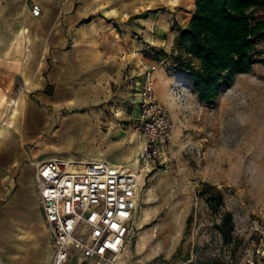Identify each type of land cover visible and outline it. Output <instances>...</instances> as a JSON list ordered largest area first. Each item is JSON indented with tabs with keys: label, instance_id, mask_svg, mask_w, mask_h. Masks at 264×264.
<instances>
[{
	"label": "crops",
	"instance_id": "crops-1",
	"mask_svg": "<svg viewBox=\"0 0 264 264\" xmlns=\"http://www.w3.org/2000/svg\"><path fill=\"white\" fill-rule=\"evenodd\" d=\"M108 1L0 0V264H52L38 165L105 161L137 173L125 163L139 157L143 142L117 126L105 106L115 95L128 101L123 120L134 128L144 69L157 66V94L180 80L165 63L196 1L115 0L134 5L120 19L115 8L104 9ZM143 3L160 6L143 15L136 9ZM163 94L168 99L170 89ZM69 264L87 263L73 257Z\"/></svg>",
	"mask_w": 264,
	"mask_h": 264
},
{
	"label": "rangeland",
	"instance_id": "rangeland-1",
	"mask_svg": "<svg viewBox=\"0 0 264 264\" xmlns=\"http://www.w3.org/2000/svg\"><path fill=\"white\" fill-rule=\"evenodd\" d=\"M131 6L115 0L103 5L115 8L119 19L121 12H126L125 17L132 12ZM155 6L160 5L143 3L136 9L149 15L159 9ZM254 15L264 18V9ZM255 44L258 62L252 70L237 75L209 103L199 100L191 81L173 66L172 56L166 61L168 74L180 79L162 91L166 94L170 89L168 99L158 92L173 126L171 152L157 167L143 165L137 157L125 163L140 176L139 204L135 229L118 264L246 261L253 247V226L261 217L258 207L264 204V37ZM175 51L182 50L176 47ZM154 56L159 59L161 54ZM127 103L115 95L105 107L119 122L117 126L130 133L134 128L123 120L125 108L130 107ZM68 133L66 137L73 140ZM136 137L141 145L143 139ZM202 182L221 190L225 206L233 213L234 228L227 239L216 226L219 216L197 194Z\"/></svg>",
	"mask_w": 264,
	"mask_h": 264
},
{
	"label": "built area",
	"instance_id": "built-area-1",
	"mask_svg": "<svg viewBox=\"0 0 264 264\" xmlns=\"http://www.w3.org/2000/svg\"><path fill=\"white\" fill-rule=\"evenodd\" d=\"M33 14L42 12L39 4ZM155 64L146 67L137 89L140 107L134 125L143 139L139 163L157 167L171 152L172 122L156 93ZM82 163L51 158L38 165L35 182L45 225L54 247L52 264L79 257L87 264H118L135 229L139 178L105 161ZM69 165L71 168H69ZM252 250L243 264H264V204L258 207Z\"/></svg>",
	"mask_w": 264,
	"mask_h": 264
},
{
	"label": "trees",
	"instance_id": "trees-1",
	"mask_svg": "<svg viewBox=\"0 0 264 264\" xmlns=\"http://www.w3.org/2000/svg\"><path fill=\"white\" fill-rule=\"evenodd\" d=\"M195 1L189 25L180 29L175 39L182 51L170 57L173 66L191 81L199 100L209 103L220 97L237 75L250 72L258 62L255 42L264 37V18L254 14L264 9V0ZM197 194L219 216L216 226L229 238L235 222L223 192L202 182Z\"/></svg>",
	"mask_w": 264,
	"mask_h": 264
},
{
	"label": "bare ground",
	"instance_id": "bare-ground-1",
	"mask_svg": "<svg viewBox=\"0 0 264 264\" xmlns=\"http://www.w3.org/2000/svg\"><path fill=\"white\" fill-rule=\"evenodd\" d=\"M69 168H71V166L69 165ZM78 168H83V164H80L79 166H78ZM134 173V172H133ZM135 175H137L138 176V178H139V180H140V176L137 174V173H134Z\"/></svg>",
	"mask_w": 264,
	"mask_h": 264
}]
</instances>
